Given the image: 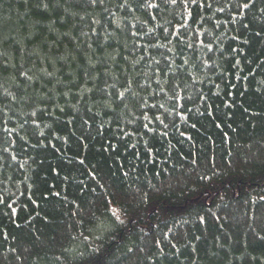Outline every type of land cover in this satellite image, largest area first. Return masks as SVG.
Listing matches in <instances>:
<instances>
[{
  "label": "trees",
  "instance_id": "obj_1",
  "mask_svg": "<svg viewBox=\"0 0 264 264\" xmlns=\"http://www.w3.org/2000/svg\"><path fill=\"white\" fill-rule=\"evenodd\" d=\"M0 264H264V0H0Z\"/></svg>",
  "mask_w": 264,
  "mask_h": 264
}]
</instances>
